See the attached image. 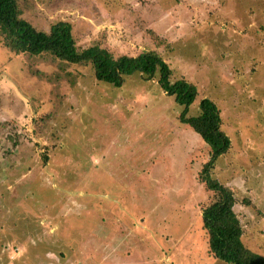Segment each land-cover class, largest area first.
<instances>
[{"label":"rangeland","instance_id":"374dc122","mask_svg":"<svg viewBox=\"0 0 264 264\" xmlns=\"http://www.w3.org/2000/svg\"><path fill=\"white\" fill-rule=\"evenodd\" d=\"M16 2L37 29L68 22L78 47L156 51L172 80L196 85L188 115L201 98L216 103L230 146L208 173L264 255V0ZM63 70L0 41V264H229L208 250L209 145L179 120L182 106L155 78L115 87L89 66ZM24 239L25 259L13 245Z\"/></svg>","mask_w":264,"mask_h":264},{"label":"trees","instance_id":"16d2710c","mask_svg":"<svg viewBox=\"0 0 264 264\" xmlns=\"http://www.w3.org/2000/svg\"><path fill=\"white\" fill-rule=\"evenodd\" d=\"M0 41L16 54L51 58L59 65L61 75H69L63 70L65 67L78 65L89 66L97 82L115 87H120L132 73H138L144 80L157 79L161 89L182 106L179 120L187 123L209 145L210 157L200 172V180L216 194L201 210L209 253L229 264H264V255L252 251L242 241L243 230L234 211L236 198L232 190L209 176V169L228 150L230 140L221 126L220 111L213 100L201 98L198 113L188 115L189 106L198 95L194 83L184 77L172 80L169 64L156 51L114 55L97 44L78 47L71 25L62 20L52 23L48 31L37 29L21 16L16 0H0Z\"/></svg>","mask_w":264,"mask_h":264},{"label":"crops","instance_id":"0c3cea01","mask_svg":"<svg viewBox=\"0 0 264 264\" xmlns=\"http://www.w3.org/2000/svg\"><path fill=\"white\" fill-rule=\"evenodd\" d=\"M135 219V221L137 220L136 218H134ZM137 222V221H136ZM138 223V222H137ZM137 223H136V225H137ZM138 225H141V226H143V223H140V224H138ZM137 225V226H138ZM48 226V225H47ZM51 226V225H50ZM50 226H48L47 228L46 227H44V223H41L39 226H38V228H36V229H39V230H41L42 231V233L43 234H47V232L46 231H44V230H47L48 231V233L51 235L53 232L52 231H54V228L53 227H50ZM50 229L52 230L51 232H50ZM26 236H30V238H32L33 236H32V233L31 232H28V234L26 235ZM27 238V237H26ZM11 244H13L14 242L12 241V242H10ZM9 243V244H10ZM38 243H35V245H37ZM14 246H18V247H20V249H19V252H20V256H19V258H24L25 259V255H26V253H27V251H28V246H26V245H30V242H28V240L27 239H24L23 240V242H22V245H20L19 243L18 244H13ZM16 249H18V248H16ZM15 249L14 248H12V249H10V251L9 252H12L11 253V256H12V254L14 255V253H16L15 251H14ZM17 251V250H16ZM7 254H10V253H4V256H5V258L7 259V257H8V255ZM46 254V253H45ZM10 256V257H11ZM46 258H47V260L45 261V262H47V263H49L50 261H52L51 259H50V257H47V256H45ZM116 258V257H115ZM46 263V264H47ZM74 263V262H73ZM67 264H70V263H68L67 262Z\"/></svg>","mask_w":264,"mask_h":264}]
</instances>
